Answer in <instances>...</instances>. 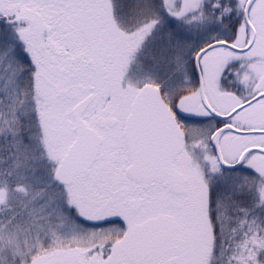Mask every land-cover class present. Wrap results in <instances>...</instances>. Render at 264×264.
Instances as JSON below:
<instances>
[{
	"label": "snow or ice",
	"instance_id": "snow-or-ice-1",
	"mask_svg": "<svg viewBox=\"0 0 264 264\" xmlns=\"http://www.w3.org/2000/svg\"><path fill=\"white\" fill-rule=\"evenodd\" d=\"M0 264H264V0H0Z\"/></svg>",
	"mask_w": 264,
	"mask_h": 264
}]
</instances>
